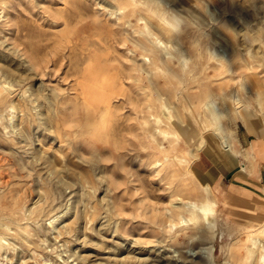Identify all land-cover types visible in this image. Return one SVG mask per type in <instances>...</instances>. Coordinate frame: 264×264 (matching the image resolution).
Returning <instances> with one entry per match:
<instances>
[{"label": "rangeland", "instance_id": "374dc122", "mask_svg": "<svg viewBox=\"0 0 264 264\" xmlns=\"http://www.w3.org/2000/svg\"><path fill=\"white\" fill-rule=\"evenodd\" d=\"M255 136L264 0H0V264H264L263 201L191 162Z\"/></svg>", "mask_w": 264, "mask_h": 264}, {"label": "crops", "instance_id": "0c3cea01", "mask_svg": "<svg viewBox=\"0 0 264 264\" xmlns=\"http://www.w3.org/2000/svg\"><path fill=\"white\" fill-rule=\"evenodd\" d=\"M249 151L251 156L247 160L224 147H216L212 152L199 150L193 154L192 167L210 178L211 186L220 195L238 200H262L264 207V137H251Z\"/></svg>", "mask_w": 264, "mask_h": 264}, {"label": "bare ground", "instance_id": "6f19581e", "mask_svg": "<svg viewBox=\"0 0 264 264\" xmlns=\"http://www.w3.org/2000/svg\"><path fill=\"white\" fill-rule=\"evenodd\" d=\"M158 37L154 36L152 33L149 36V39L153 42V43H158L155 46L156 47H164L167 48V45L165 43H163L161 40L157 39ZM130 44V43H129ZM170 45V44H169ZM147 45H145L146 47ZM148 48V47H147ZM139 53V52H138ZM147 57V56H146ZM176 59V58H175ZM177 60V59H176ZM175 71V70H174ZM144 72V71H143ZM142 73V72H141ZM142 77V76H141ZM90 85V84H89ZM88 86V85H87ZM89 87V86H88ZM237 107V106H236ZM214 111V110H212ZM203 142V141H202ZM227 148L231 151V152H235L234 146L233 144H228ZM241 163V162H240ZM245 170V166H243V171ZM208 191V190H207ZM226 200V199H225ZM227 201V200H226ZM183 204H181L180 208L185 210L188 209L190 210L191 213H193L194 215L202 213V215H204V218L207 222V224H210V226L215 227L216 223H217V215H216V210H215V206H216V200H212L210 198L207 197H195V198H188L187 200H184L182 202ZM179 215H182V211L178 212ZM224 215V214H223ZM210 217L212 219H210ZM182 220H185V218L183 217ZM227 222V221H226ZM233 223V222H232ZM235 224V223H234ZM264 230V229H263ZM246 231V230H245ZM247 232V231H246ZM214 234L215 232H213L212 236L210 237L211 239L214 238ZM231 234V233H229ZM240 234V233H239ZM243 235V234H242ZM217 236V235H216ZM237 237V236H236ZM235 238V237H234ZM238 239V238H237ZM254 239V238H253ZM235 242V241H234ZM250 242H252V239L250 240ZM257 242L253 241L252 245L253 246H247V249L250 252H254V246H256ZM227 245V244H226ZM191 251V254H193L194 256H197V251L198 250H194V248H190L189 249ZM202 256L203 258H205L204 262L208 263V264H217L214 260V253H213V246L211 245L210 247H203L202 248ZM238 253V252H236ZM231 257H235V252L230 251V258ZM202 258V257H201ZM202 258V259H203Z\"/></svg>", "mask_w": 264, "mask_h": 264}, {"label": "water", "instance_id": "95a60500", "mask_svg": "<svg viewBox=\"0 0 264 264\" xmlns=\"http://www.w3.org/2000/svg\"><path fill=\"white\" fill-rule=\"evenodd\" d=\"M218 136L219 138H222V134L220 132H218Z\"/></svg>", "mask_w": 264, "mask_h": 264}]
</instances>
